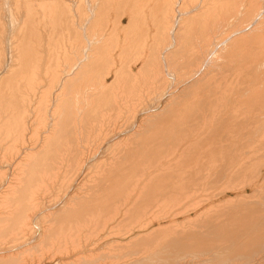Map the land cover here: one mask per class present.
I'll list each match as a JSON object with an SVG mask.
<instances>
[{
  "label": "bare ground",
  "instance_id": "obj_1",
  "mask_svg": "<svg viewBox=\"0 0 264 264\" xmlns=\"http://www.w3.org/2000/svg\"><path fill=\"white\" fill-rule=\"evenodd\" d=\"M259 2L0 0V264L264 233Z\"/></svg>",
  "mask_w": 264,
  "mask_h": 264
},
{
  "label": "rangeland",
  "instance_id": "obj_2",
  "mask_svg": "<svg viewBox=\"0 0 264 264\" xmlns=\"http://www.w3.org/2000/svg\"><path fill=\"white\" fill-rule=\"evenodd\" d=\"M258 1H260L259 2V4H260V6H262V8H264L263 7V5H264V0H258ZM262 2V3H261ZM64 6H65V0H64ZM260 11H262V10H260ZM63 16H64V14H61V13H59V14H56L54 17H53V19L54 20H56V21H59V22H63ZM47 19H48V15L46 14L45 15V17H44V20L45 21H47ZM264 22V21H263ZM31 24L32 25H34L33 24V22H31ZM177 61V58L175 57V58H172L171 60V63H170V65L172 66H174L173 68L174 69H172V67H170V69L169 70H171V73L173 72V71H175L176 70V72H177V68H175V65L176 64H174L175 63V60ZM172 62H173V64H172ZM176 67H177V65H176ZM169 70H168V72H169ZM170 73V72H169ZM145 75H147V74H145ZM171 75V74H170ZM146 90H148V94H149V88L147 89V88H145V86L144 87H142L141 88V94H142V96H144L143 98L145 99V100H147V97L146 96H148V94L146 95ZM144 91V92H143ZM143 92V93H142ZM146 97V98H145ZM131 121V120H130ZM130 122L128 121L127 122V124H129ZM152 123V122H151ZM149 123L150 125H151V127L153 126V125H155V122H154V124L152 123ZM150 125H147V127L146 128H149L150 127ZM145 131H146V129H145ZM150 133H152V132H150ZM205 190V191H204ZM208 192H207V191ZM200 191V190H199ZM199 191H196L194 194L195 195H197V196H194V198H192V199H194V200H198L199 198L200 199H204V197H207L208 195H210V193H211V191H212V189L209 187H207V188H205V189H203L202 191H201V193L202 194H200V196L201 195H203V197L201 196V197H199V195H198V193H200ZM203 191L205 192L204 194H203ZM198 192V193H197ZM207 193H208V195H207ZM206 194V195H205ZM196 197V198H195ZM199 197V198H198ZM199 199V200H200ZM256 205H258V201H256ZM155 207L157 206V205H154ZM154 206L152 207L153 209L152 210H154L155 212H158V211H156V210H159L160 208L159 207H157V208H154ZM167 206V205H166ZM166 206H163L162 208H166V210H168L167 209V207ZM171 207V205H169L168 206V208H170ZM178 207V206H177ZM159 208V209H158ZM161 208V209H162ZM164 208V209H165ZM156 209V210H155ZM192 215V220H193V218L195 219V217H196V219L194 220L195 222H196V220L198 219L199 220V218L200 217H202V218H200V220L198 221V222H202V223H204V224H206L207 223V221H206V217L207 216H205L204 215V217L205 218H203V216H200L199 214H191ZM195 217H194V216ZM199 216V217H198ZM198 217V218H197ZM259 218H257V220H258V222H260L261 221V216H258ZM203 219V220H202ZM208 219V218H207ZM206 222V223H205ZM209 222V221H208ZM197 223V222H196ZM186 225V224H185ZM239 229L238 227H235V229ZM237 229H236V231H234V227H233V232H230V234H232L233 233V235L234 234H236V233H238V231H237ZM241 229V228H240ZM230 230H232V228L230 227ZM229 230V231H230ZM242 230L243 229H241V230H239L241 233H242ZM264 230V229H263ZM229 231H227L226 233H227V236H229L228 235V233H229ZM234 232H236V233H234ZM247 232V233H246ZM253 231H243V234H242V236H240V235H238L239 237H240V239H239V237H238V239L236 238L237 237V235H236V237L235 236H229V240L230 241H235V240H237V242H231V243H229V242H224L223 241V239L222 240H220L219 239V237H217V236H215L214 235V237H213V235L211 236V235H205V234H203V235H200V236H202V237H197V240H199L200 241V243H199V241H197V240H194V241H196L195 243H193V244H190V246H192L191 248H193V250L188 246V245H186L185 247L186 248H190V252L188 251V249H186L185 247H183L184 246V244H182L181 243V241H179V240H177V242L179 241L180 243L179 244H181V245H179L178 244V247H179V250H177L178 249V247L176 246H173V245H175V241H171L170 243H169V240H172L173 239V236H171L172 234H168V233H166V235H164V237L166 236V238H167V236H168V238H167V240H168V242H165V239H163L164 241L162 242V244H160L159 245V247H157V249H155V253H153V249H150V250H147L144 254L143 253H141V252H139L138 251V253H134V251H136V250H138V247L135 245V246H131L130 247V249L132 248V250H133V247H136V248H134V249H136V250H133V252L130 250V249H126V248H124V249H126V250H123V248H118V250H117V247L116 248H114L113 246L114 245H110V246H105L106 247V249H105V247L104 248H102L101 250L99 249V250H96V251H94L93 253H92V255L90 254V255H88V257L86 256V259L87 258H89V256H90V258H91V261H90V258L89 259H85V258H83L82 260L84 261L83 263H81V264H121V262H122V264H264V233H262V231L260 230V233H259V231H255L256 233H259V234H255L256 235V237H254V233L255 232H253ZM249 233V234H248ZM188 234V233H187ZM250 234H252L253 236H252V238L251 237H249V235ZM260 234H262V235H260ZM118 235V234H117ZM174 235V234H173ZM177 235V234H176ZM175 235V236H176ZM207 236L206 237V241H202V239L204 240V238H205V236ZM248 235V236H247ZM258 235H260V236H258ZM208 236L210 237V238H213V239H208ZM251 236V235H250ZM172 237V238H171ZM186 237H187V235H186ZM185 237V238H186ZM204 237V238H203ZM234 237V238H233ZM242 237L244 238V239H242ZM184 237H182V239H183ZM184 238V239H185ZM202 238V239H201ZM233 238V239H232ZM249 238V239H248ZM201 239V240H200ZM215 239H219V241H217V240H215ZM228 239V238H227ZM249 241H248V240ZM251 239H253V240H251ZM259 239H261V240H259ZM166 240V241H167ZM186 240H187V238H186ZM185 240V241H186ZM209 240H213L215 243H212L211 241H209ZM247 240V242H244V241H246ZM259 240V241H258ZM185 241H183L182 240V242H184L185 243ZM203 243H202V242ZM207 241L208 242H211V244H208L207 243ZM252 241V242H251ZM255 242V244H254V242ZM262 241V242H261ZM177 242H176V244H177ZM204 242H205V245H204ZM223 242V243H222ZM250 242V243H249ZM165 243V244H164ZM166 243H168V244H166ZM241 243H242V245H241ZM247 243V245H245ZM253 243V244H252ZM260 243V244H259ZM173 244V245H172ZM201 244H203L202 245V247H203V249H202V247H201ZM212 244H213V246H212ZM217 244V245H216ZM235 244V245H234ZM259 246H258V245ZM163 245H166V246H164L163 247ZM207 245V246H206ZM241 245V246H240ZM245 245V246H244ZM249 245V247H247ZM161 246V247H160ZM168 246H171V250L169 249L168 250ZM181 246L183 247V248H181ZM206 246V247H205ZM208 246H210V247H208ZM213 248H212V247ZM217 246V247H216ZM239 246V247H238ZM243 246L245 247L244 249H242L243 248ZM39 246H38V244H33L32 246H30L29 248H27V249H25L24 250V252L22 253V255H24V256H27L28 255V253H30V252H33V253H36L35 251L37 250V248H38ZM108 247H110V248H112V249H110L109 250V248ZM167 247V248H166ZM210 248V250L208 249V248ZM242 247V248H241ZM107 248H108V250H107ZM156 248V247H155ZM162 248H163V250H162ZM172 248H173V250H172ZM205 248H207V249H205ZM217 248V249H216ZM228 248H230V249H228ZM116 251H115V250ZM160 251H159V250ZM167 251H166V250ZM187 250V251H185V250ZM216 249V250H215ZM228 249V250H227ZM246 249V250H245ZM104 250V251H103ZM107 250V251H106ZM128 250V251H127ZM153 250V251H152ZM181 250H183V251H181ZM215 250V251H214ZM242 250H244V251H242ZM114 253H116V254H114ZM130 251V252H129ZM152 251V252H151ZM162 251H163V253H162ZM164 251H166V252H164ZM179 252L180 251V253H176V252ZM192 251V252H191ZM204 251V252H203ZM229 251V252H228ZM250 251V252H249ZM259 251V252H258ZM107 252H109V253H107ZM110 252H111V254H110ZM120 252V253H119ZM123 252H124V254H123ZM158 252H159V254H158ZM168 252H171V253H168ZM173 252V253H172ZM194 252V253H193ZM215 252V253H214ZM218 252V253H217ZM221 252V253H220ZM242 252V253H241ZM262 252H263V254H262ZM105 253H106V255H105ZM141 254V256H140V254ZM151 253H152V255H151ZM176 253V255H174ZM185 253V254H184ZM208 253V254H207ZM220 253V254H219ZM247 253H249V254H247ZM108 254V255H107ZM111 256H110V255ZM134 254V255H133ZM143 254V255H142ZM170 254V255H169ZM172 254H173V257H172ZM178 254V255H177ZM236 254V255H235ZM114 255V256H113ZM120 255H122L121 257H120ZM182 255V256H181ZM219 255V256H218ZM245 255V256H244ZM249 255V256H248ZM91 256H93V257H91ZM113 256V257H112ZM125 256V257H124ZM136 256V258H138V256H140L139 257V259H137L136 260V258H134V257ZM145 256V257H144ZM170 256V257H169ZM175 256V257H174ZM211 256H213V257H211ZM227 258H226V257ZM231 256V257H230ZM28 258H30V257H32L31 256V254H30V256H27ZM117 257H119L118 259H117ZM170 258L171 259V257L172 258H175V260L174 259H171V261H170V259H167V258ZM190 257V258H189ZM207 257V258H206ZM219 257V258H218ZM230 257V258H229ZM232 257H233V259H232ZM27 258V259H28ZM107 258V259H106ZM112 258H113V260H112ZM114 258L116 259V260H114ZM125 258V259H124ZM153 258H155V259H153ZM229 258V259H228ZM31 259V258H30ZM99 259V260H98ZM222 259V260H221ZM241 259V260H240ZM29 260V259H28ZM86 260V261H85ZM92 260H95V261H92ZM97 260V261H96ZM100 260H101V262H100ZM103 260V261H102ZM130 262H129V261ZM165 260H167V261H165ZM173 260V261H172ZM88 261H90V262H88ZM106 261V262H105ZM110 261V262H109ZM112 261V262H111ZM114 261H115V263H114ZM118 261V262H117ZM128 261V262H127ZM140 261V262H139ZM149 261H150V263H149ZM170 261V262H169ZM179 261V262H178ZM223 261V262H222ZM82 262V261H81ZM92 262V263H91ZM97 262V263H96ZM100 262V263H99ZM152 262V263H151ZM213 262V263H212ZM215 262V263H214ZM219 262V263H218ZM239 262V263H238ZM27 263H29V261L28 262H26V264Z\"/></svg>",
  "mask_w": 264,
  "mask_h": 264
}]
</instances>
